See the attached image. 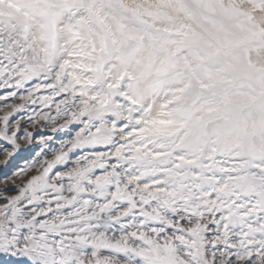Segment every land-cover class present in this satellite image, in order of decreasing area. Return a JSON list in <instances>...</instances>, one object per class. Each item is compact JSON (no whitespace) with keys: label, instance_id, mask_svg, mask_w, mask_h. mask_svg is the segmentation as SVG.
<instances>
[{"label":"snow or ice","instance_id":"obj_1","mask_svg":"<svg viewBox=\"0 0 264 264\" xmlns=\"http://www.w3.org/2000/svg\"><path fill=\"white\" fill-rule=\"evenodd\" d=\"M0 89L5 163L76 129L0 195V264H264V0H0Z\"/></svg>","mask_w":264,"mask_h":264},{"label":"rangeland","instance_id":"obj_2","mask_svg":"<svg viewBox=\"0 0 264 264\" xmlns=\"http://www.w3.org/2000/svg\"><path fill=\"white\" fill-rule=\"evenodd\" d=\"M36 83V81L29 82L28 85L25 87H31L32 84ZM14 89H0V96L5 95L6 91H12ZM23 91V90H20ZM47 93L41 92L38 95H45ZM19 99L17 98H10L7 101L0 100V106H3L4 104H11V103H19ZM31 108V109H30ZM33 110L40 111L41 105L39 103L37 104H28L27 107L22 110L20 113L16 114L14 116V119H19L21 117L24 118V121H27L28 117L32 114ZM45 111H49V109H44ZM52 113L54 114V108L51 109ZM62 122V121H60ZM23 127H29L30 125L26 122H22ZM31 130V128H30ZM75 127L70 126L69 129H66L62 132L52 133L50 126H48L45 122H41V126H38L33 131V139L31 144H22V147L19 151H17L12 157H10L7 160V163L4 162L5 159V149L11 151V148L8 144H6L4 141L0 140V189H4L7 187V191L12 190L15 194L18 190L19 184L13 185L12 181L17 180L14 176V173H16L19 169L25 168L26 166H32L30 167L29 174L27 173L23 180L26 181V179L30 178L31 174H36V169L40 167L41 162L43 161L42 157H51V152L46 151L43 154H41V148H44V145L40 144V137H52L51 141H49L48 145L54 142H59L67 138V140L71 139L75 132ZM22 135V133H21ZM64 137V138H63ZM60 138V139H59ZM49 152V153H48ZM50 154V155H49ZM80 152L77 151L75 155H79ZM72 158H75V155H72ZM59 167V166H58ZM32 170V172H31ZM60 170H65L63 168H60ZM2 185V186H1ZM17 185V186H16ZM0 195H6V192H0ZM12 195V194H11ZM4 201L0 200V203H3ZM2 255V254H0ZM6 261H11L12 264H26V259L23 257H4Z\"/></svg>","mask_w":264,"mask_h":264},{"label":"bare ground","instance_id":"obj_3","mask_svg":"<svg viewBox=\"0 0 264 264\" xmlns=\"http://www.w3.org/2000/svg\"><path fill=\"white\" fill-rule=\"evenodd\" d=\"M31 109V108H30ZM64 138V137H63ZM60 139V138H59ZM67 140V138H65L64 140H62V141H66ZM62 141H59V142H54V143H51V144H49L48 146H47V148H45V151L44 152H46V151H49V152H51L53 149H58V147H59V145H60V143L62 142ZM48 152V153H49ZM50 155V154H49ZM51 155H52V153H51ZM45 157L46 156H44V157H42V159H45ZM47 158H51V157H47ZM31 172H32V170H31ZM29 174V173H28ZM32 175V174H31ZM21 180H23V177H20V178H18L17 180H16V184H19L20 182H21ZM2 186V185H1ZM17 186V185H16ZM4 193V192H3ZM14 192L12 191V190H8V191H6V195H11V194H13Z\"/></svg>","mask_w":264,"mask_h":264}]
</instances>
